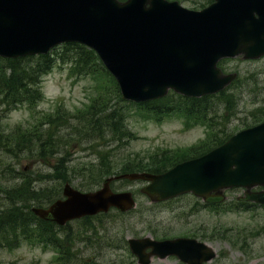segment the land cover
Returning <instances> with one entry per match:
<instances>
[{"label":"water","instance_id":"1","mask_svg":"<svg viewBox=\"0 0 264 264\" xmlns=\"http://www.w3.org/2000/svg\"><path fill=\"white\" fill-rule=\"evenodd\" d=\"M69 41L96 50L123 98L147 101L170 89L199 97L224 89L236 76L223 72L220 59L264 55V0H214L200 10L170 0H0V56L47 53ZM120 178L148 180L142 191L154 202L187 192L220 202L226 188L264 185V122L163 173L111 176L88 192L66 183L65 198L33 210L60 224L111 207L127 211L136 205L132 192L111 188ZM244 198L264 203V192L248 190ZM129 245L140 264H150L154 255H177L188 264L215 256L209 245L188 238L131 237Z\"/></svg>","mask_w":264,"mask_h":264},{"label":"trees","instance_id":"2","mask_svg":"<svg viewBox=\"0 0 264 264\" xmlns=\"http://www.w3.org/2000/svg\"><path fill=\"white\" fill-rule=\"evenodd\" d=\"M59 63L67 64L74 75H91L99 79V90L89 97L84 107L75 112L65 108L62 103L57 104L54 110L38 111L37 104L45 98L42 89L44 76ZM102 75L105 77L103 84L109 78L105 85L101 82ZM17 106L30 110L32 119L10 134L4 133L0 122V149L17 161L21 154H26V158L42 162L51 171L41 176L25 172L17 176L20 180L13 184L0 183V250H13L23 242L52 246L59 252L56 264H81L74 246L81 240L83 232H75L74 228L65 232L66 228L39 218L33 212V207L48 205L62 196L63 185L67 181L71 182L73 177L68 165L73 147L83 143L97 145V142L108 137L111 142L129 144L138 139L127 122L135 114L144 120L156 122L176 115L184 119L187 129L196 125L207 128V136L191 147L169 152L159 150L146 161V156L136 162L131 159L119 166L120 171L115 170L110 150L98 151L97 164L76 171L84 179L81 187L93 190L111 175L133 171L163 172L184 159L200 156L221 145L236 132V129L229 127L236 108L235 98L229 93V88L202 97H189L171 90L166 96L145 103L127 101L122 98L117 81L106 70L97 53L78 42L63 43L45 54L0 57V116ZM263 108H260V113L253 115L255 121L246 127L264 121ZM39 179H50L51 183L37 185ZM105 215L84 219L91 222ZM92 227V224L88 226ZM95 231L98 232L96 227ZM122 242L127 244L125 238ZM83 264L95 263L84 261ZM119 264L132 263L130 260Z\"/></svg>","mask_w":264,"mask_h":264},{"label":"rangeland","instance_id":"3","mask_svg":"<svg viewBox=\"0 0 264 264\" xmlns=\"http://www.w3.org/2000/svg\"><path fill=\"white\" fill-rule=\"evenodd\" d=\"M178 1L182 5L194 9L203 8L202 3L205 6L209 4L208 0ZM223 65L226 66L227 70L232 68L239 72L237 84L229 90V93L235 98L236 105L235 115L229 122V127L237 130L252 124L255 121L253 115L260 113V108L264 106V58L245 59L238 56L226 60ZM102 76L101 82L103 84L105 77ZM108 80L109 78L103 85ZM99 81L91 75H74L70 72L67 64L59 63L52 72L44 76L42 89L45 98L40 102L41 110H54L57 104L62 103L65 108L75 112L76 109L84 107L89 102V97L97 93ZM261 112H264V108L261 109ZM6 114L5 112V115L0 116L1 123ZM127 122L129 128L138 136V139L132 140L129 144L128 142H111L108 137L107 140L97 142V145L83 143L71 149L74 151L68 164L71 167V173H73L71 184L83 189L80 184L84 179L76 171L78 168L84 170L85 167L97 164L99 162L98 151L100 150L111 151L110 156L115 161V170L120 171L119 166H122L126 161L134 159L136 162L143 156H146L144 160L146 161L150 155L159 150L169 152L186 149L207 136L204 126L196 125L187 129L183 119L175 115L162 122H154L144 120L135 114L130 116ZM2 127L5 128L3 123ZM104 143L110 144L104 145ZM26 156V154H21L19 161H17L0 149L1 184L15 183L20 180L17 176L25 172L32 175L38 173L41 176L42 173L51 171V168L42 162L26 158ZM12 169L16 171L14 172ZM49 183H51L50 179L37 181V185L41 186ZM144 183L142 180L130 179L115 180L112 183V187L116 191L132 190L136 193L137 206L133 211L121 215L117 209H112L107 215L92 219L91 222L80 219L69 224L65 232L69 228H74L75 232L80 230L83 232L81 241L74 247L79 256L77 259L79 263L90 259L92 256H95L96 261L104 262L103 264L132 261V253L122 245L123 238L145 235L163 238L197 234V238L208 242L218 253L215 260L210 262L211 264H264L263 207L256 206L246 212L231 211L224 209V207H219L216 210L204 205V202L193 194H185L170 201L154 204L140 192ZM101 184L102 182L94 188ZM226 194V200L229 202L241 194V190L235 193L227 190ZM100 220L105 222L99 226L100 239L96 237L95 246L85 248V242L82 240H86L92 234V228H88V226ZM63 234L64 232H62ZM109 235L118 237V241L116 242V238L111 239ZM108 242H115L116 244L107 245L103 250L97 251L100 243L107 244ZM115 245H117L116 248H113ZM17 248L13 250L1 249L0 264L16 262L15 250ZM57 253L59 256V252ZM152 264L182 263L176 257L165 259L154 257Z\"/></svg>","mask_w":264,"mask_h":264},{"label":"clouds","instance_id":"4","mask_svg":"<svg viewBox=\"0 0 264 264\" xmlns=\"http://www.w3.org/2000/svg\"><path fill=\"white\" fill-rule=\"evenodd\" d=\"M37 110H41L40 104H37ZM30 120V110L23 106H17L8 111L2 121L5 125L4 133L10 134L18 126L24 127ZM58 238H60L59 234ZM15 256L16 264H54L58 258V253L52 247L30 246L25 242L15 250Z\"/></svg>","mask_w":264,"mask_h":264},{"label":"flooded vegetation","instance_id":"5","mask_svg":"<svg viewBox=\"0 0 264 264\" xmlns=\"http://www.w3.org/2000/svg\"><path fill=\"white\" fill-rule=\"evenodd\" d=\"M234 71L232 68H229V72H232ZM238 190H241V194H238L235 198H233L229 204H232V205H236L237 207L243 209V208H247L246 211H250L252 210L254 207H263L264 208V204H261V203H255V202H251V201H247V200H244L241 198V196L244 194V191L245 189L244 188H241V187H234V188H231L229 189V192L231 193H235L236 191ZM254 190H258V191H264V187L260 186V187H257V188H254ZM201 204V203H200ZM204 205L210 207V208H213V209H216L217 210V207H224L226 206V204H216V203H206L204 202ZM246 211H243V212H246ZM180 236H185V237H190V238H197V234H187V235H180ZM173 237H176V236H173ZM173 237H163V238H157V239H164V238H173ZM199 239V238H197ZM201 240V239H199ZM194 251V250H193ZM197 251H195V256L198 257V258H201V254L200 253H196ZM171 257H174V256H171ZM136 260V264H139L138 263V260ZM182 264H187L185 261L183 260H180L178 259ZM215 260V259H214ZM213 260H209L207 262H205L204 264H211L210 262H212ZM152 264V263H151Z\"/></svg>","mask_w":264,"mask_h":264}]
</instances>
